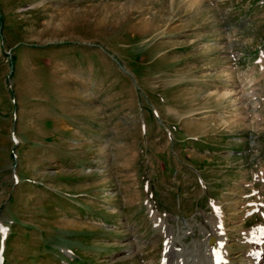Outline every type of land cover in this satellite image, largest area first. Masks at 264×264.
Here are the masks:
<instances>
[{
	"label": "rangeland",
	"instance_id": "rangeland-1",
	"mask_svg": "<svg viewBox=\"0 0 264 264\" xmlns=\"http://www.w3.org/2000/svg\"><path fill=\"white\" fill-rule=\"evenodd\" d=\"M155 224L264 241V0H0V264H163Z\"/></svg>",
	"mask_w": 264,
	"mask_h": 264
},
{
	"label": "bare ground",
	"instance_id": "bare-ground-1",
	"mask_svg": "<svg viewBox=\"0 0 264 264\" xmlns=\"http://www.w3.org/2000/svg\"><path fill=\"white\" fill-rule=\"evenodd\" d=\"M154 214V213H153ZM153 217V216H152ZM152 217H150V219L152 220ZM156 217V216H155ZM155 217H154V219H155ZM162 222V221H161ZM156 225V224H155ZM157 226V225H156ZM155 226V228H154V230L156 229L158 232H157V237H158V239H157V241L159 240V238H160V240H161V246L162 245H164V247H163V249H161L160 250V255L162 254V252H163V250L164 249H168V250H166L167 251V253L166 254H164L163 256H164V258L167 256V257H169L170 259L169 260H167V262H165L164 264H172V260H175V258H173V256H174V254H172L171 252H176L175 253V256H177V258L176 259H182V258H184V257H182L181 258V256L182 255H180L179 253H177L178 251H175V247H177L176 245H173V243H168V242H165V241H163V232L160 230V227H156ZM161 226V225H160ZM215 228H216V226H215ZM218 228V227H217ZM220 229V228H219ZM212 232H213V235H215L214 237H209V235H206L205 237L207 238V237H209V238H207L206 239V244H204V242L203 241H205V240H203L202 242H203V244L205 245V247H206V249H207V247H208V252L211 254V257H213V260L212 261H206L204 258L202 259V261H203V263L202 264H222V262H225L224 261V259H223V257H222V252H227V254H229V252L227 251V249H228V239H227V237L226 236H223V237H220L219 239H217V236H216V232H215V230L213 229L212 230ZM187 233V232H186ZM215 233V234H214ZM181 234V233H180ZM210 234V233H209ZM203 235V234H202ZM244 235V234H243ZM204 237V238H205ZM167 238V237H166ZM210 238H213L214 240H213V242H212V244H208V241L210 240ZM258 239V240H257ZM165 240V239H164ZM173 240V239H172ZM237 240V239H236ZM260 240H262V239H260V237L258 236V237H256V239H253L252 237H249V236H245V240L244 241H242L241 240V242H243V244H248L249 246H251L246 252H244L245 254L242 256V257H240L239 258V260H240V264H258V262H260V260L261 259H263V256H264V251H263V249H262V245L264 244V241H260ZM174 241V240H173ZM172 241V242H173ZM169 242H170V240H169ZM131 243V242H130ZM175 244V243H174ZM178 244V243H177ZM204 247V248H205ZM264 248V247H263ZM246 249V248H245ZM244 249V250H245ZM177 250V249H176ZM182 251H184L183 249H182ZM198 251V250H197ZM201 251V250H200ZM132 252H134V251H132ZM200 253V252H199ZM222 253V254H221ZM240 253H241V251H240ZM183 254V253H182ZM197 254V253H196ZM188 255H190L189 253H188ZM193 255V254H192ZM195 255V254H194ZM199 255V254H198ZM162 256V257H163ZM186 257H187V254H186ZM200 257V256H199ZM164 258H163V261H165L164 260ZM195 259V258H194ZM201 259V258H200ZM183 261V260H182ZM161 262V261H160ZM187 262H188V260H187ZM241 262H244V263H241ZM184 263V262H183ZM182 263V264H183ZM175 264V263H174ZM184 264H186V263H184ZM188 264V263H187ZM190 264V263H189ZM197 264H200L199 263V261H198V263ZM262 264V263H261Z\"/></svg>",
	"mask_w": 264,
	"mask_h": 264
},
{
	"label": "snow or ice",
	"instance_id": "snow-or-ice-1",
	"mask_svg": "<svg viewBox=\"0 0 264 264\" xmlns=\"http://www.w3.org/2000/svg\"><path fill=\"white\" fill-rule=\"evenodd\" d=\"M7 230L3 228V226H0V234L6 232ZM0 243H2V241H0Z\"/></svg>",
	"mask_w": 264,
	"mask_h": 264
}]
</instances>
